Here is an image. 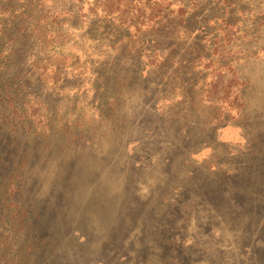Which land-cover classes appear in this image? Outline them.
<instances>
[{
    "label": "rangeland",
    "instance_id": "374dc122",
    "mask_svg": "<svg viewBox=\"0 0 264 264\" xmlns=\"http://www.w3.org/2000/svg\"><path fill=\"white\" fill-rule=\"evenodd\" d=\"M0 264H264V0H0Z\"/></svg>",
    "mask_w": 264,
    "mask_h": 264
}]
</instances>
